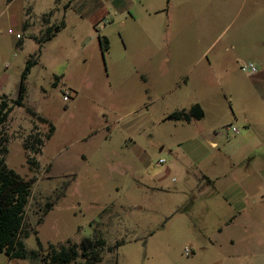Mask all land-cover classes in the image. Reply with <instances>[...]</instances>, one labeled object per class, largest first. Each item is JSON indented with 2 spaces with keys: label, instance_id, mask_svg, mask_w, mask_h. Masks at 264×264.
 <instances>
[{
  "label": "rangeland",
  "instance_id": "rangeland-1",
  "mask_svg": "<svg viewBox=\"0 0 264 264\" xmlns=\"http://www.w3.org/2000/svg\"><path fill=\"white\" fill-rule=\"evenodd\" d=\"M218 3L215 18L213 0H0V95L7 80V92L17 95L20 74L38 47L29 35L42 36L47 26L42 14L54 8L50 23L64 20L31 67L25 105L15 106L0 130L7 138L5 163L32 180L23 237L27 249H37V239L46 248L100 235L105 250L97 264L214 260L185 254L191 230L183 216L164 222L167 207L180 194L156 192L140 182L148 181L145 172L173 161L169 149L195 129L163 117L201 100V83L195 82L199 92L190 83L217 53H203L205 36L220 34L215 49L225 48L220 56L231 75H239L250 59L252 12L259 13L255 31L264 35V0ZM223 85L213 88L223 90ZM169 87L174 90L155 98V91ZM27 108L54 126L40 153L26 151L24 138L32 131L44 134L48 124ZM27 155L36 163L27 162ZM46 201L53 204L42 215ZM118 241L123 242L114 249ZM0 264L42 263L0 252Z\"/></svg>",
  "mask_w": 264,
  "mask_h": 264
},
{
  "label": "crops",
  "instance_id": "crops-1",
  "mask_svg": "<svg viewBox=\"0 0 264 264\" xmlns=\"http://www.w3.org/2000/svg\"><path fill=\"white\" fill-rule=\"evenodd\" d=\"M218 2L213 0L215 18ZM258 18L259 13L252 12L248 61L257 66L256 72L231 75L220 56L225 48L215 49L220 34L205 36L203 53H217L207 59L190 83L194 92H199L195 82L201 83L202 98L194 103L201 105L204 114L185 121L165 119L171 111L166 112L163 120L192 124L195 129L169 149L173 161L145 172L148 183L140 182L156 192L180 194L167 207L164 222L183 216L191 230L186 247L192 257L214 259L208 264H264V35L255 31ZM216 30L215 26L213 34ZM18 45L22 46L23 41L19 40ZM234 55L240 58V53ZM157 78L163 82L162 76ZM9 82H4L2 93L15 98L17 95L7 92ZM58 82L59 78L56 85ZM216 83H224V89L216 91ZM174 87L155 91V98L172 92ZM230 123L237 126V132L219 130Z\"/></svg>",
  "mask_w": 264,
  "mask_h": 264
},
{
  "label": "trees",
  "instance_id": "trees-1",
  "mask_svg": "<svg viewBox=\"0 0 264 264\" xmlns=\"http://www.w3.org/2000/svg\"><path fill=\"white\" fill-rule=\"evenodd\" d=\"M54 8L42 14L43 20L47 23L42 36L32 35L38 42L37 50L27 59L24 69L20 74L19 88L17 96L10 98L6 94L0 95V130L7 121L10 112L15 106H24L26 93L25 80L31 70V67L38 62L41 54L43 42L53 38L58 31L64 27V20L58 23H50V18L54 14ZM28 25L24 21L23 28ZM102 50L108 49V40L106 37L99 38ZM59 77L55 76L53 85ZM28 112L36 116L38 120L48 124L47 132L41 134L39 131L30 132L23 142L26 151L40 153L45 140L50 138L54 130L53 124L42 116L27 108ZM204 110L199 103H194L188 108L173 110L165 116V119L185 120L192 118H201ZM7 138L0 135V252H4L10 258L20 259H39L42 264H97L102 260L103 251L105 250V239L100 235L92 237H83L79 242L53 244L48 243L46 248L39 239L37 249H27L23 241L26 234L25 215L27 206L32 193V180L25 179L14 169L7 166L4 155L7 153ZM27 162L36 163L27 155ZM53 202L46 201L44 204L43 214L52 206ZM42 215L38 221L41 222ZM37 233L36 230H34ZM123 241L116 242L113 247H118ZM109 247L108 250H112Z\"/></svg>",
  "mask_w": 264,
  "mask_h": 264
},
{
  "label": "built area",
  "instance_id": "built-area-1",
  "mask_svg": "<svg viewBox=\"0 0 264 264\" xmlns=\"http://www.w3.org/2000/svg\"><path fill=\"white\" fill-rule=\"evenodd\" d=\"M240 69H241V71H244V72H256L257 71V66L252 61H246V62H243L241 64ZM69 98H70V93L68 91H65L63 93V99L64 100H68ZM224 129L225 130H231L233 132H237L238 131L237 126L235 124H233V123L225 125ZM158 162L162 163V162H164V159H159ZM184 252H185L186 255H188V254H190L191 250H190L189 247H185Z\"/></svg>",
  "mask_w": 264,
  "mask_h": 264
}]
</instances>
